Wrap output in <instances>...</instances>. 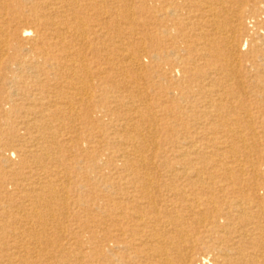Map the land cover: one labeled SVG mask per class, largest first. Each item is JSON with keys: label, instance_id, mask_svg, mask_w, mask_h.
<instances>
[{"label": "bare ground", "instance_id": "bare-ground-1", "mask_svg": "<svg viewBox=\"0 0 264 264\" xmlns=\"http://www.w3.org/2000/svg\"><path fill=\"white\" fill-rule=\"evenodd\" d=\"M0 264H264V0H0Z\"/></svg>", "mask_w": 264, "mask_h": 264}, {"label": "rangeland", "instance_id": "rangeland-1", "mask_svg": "<svg viewBox=\"0 0 264 264\" xmlns=\"http://www.w3.org/2000/svg\"><path fill=\"white\" fill-rule=\"evenodd\" d=\"M249 21H246V27H247V29H251V25L249 26Z\"/></svg>", "mask_w": 264, "mask_h": 264}]
</instances>
